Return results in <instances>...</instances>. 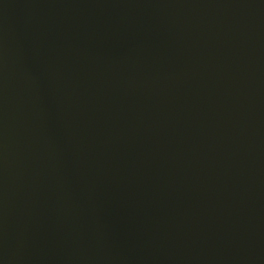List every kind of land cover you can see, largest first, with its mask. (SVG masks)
<instances>
[{
	"label": "water",
	"instance_id": "1",
	"mask_svg": "<svg viewBox=\"0 0 264 264\" xmlns=\"http://www.w3.org/2000/svg\"><path fill=\"white\" fill-rule=\"evenodd\" d=\"M0 264H264V0H0Z\"/></svg>",
	"mask_w": 264,
	"mask_h": 264
}]
</instances>
